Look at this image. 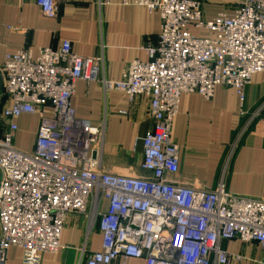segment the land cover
I'll return each mask as SVG.
<instances>
[{
  "label": "built area",
  "instance_id": "built-area-1",
  "mask_svg": "<svg viewBox=\"0 0 264 264\" xmlns=\"http://www.w3.org/2000/svg\"><path fill=\"white\" fill-rule=\"evenodd\" d=\"M53 18L56 0H35ZM157 12L156 41L142 46L146 60H132L117 80L100 77L101 59L29 47L6 53L0 64V264L9 247L22 264H39L62 247L66 215L91 210L98 218L100 249L84 264H229L238 254L224 240L254 242L264 251V200L227 192L222 183L199 190L172 183L178 149L171 123L180 96L205 99L216 86L235 90L239 101L255 73L264 72V0H238L231 13L205 19L201 0H121ZM210 32L200 36L191 29ZM78 80L100 82L129 102L148 99L152 126L139 138L144 177L103 170L102 128L76 116L71 97ZM36 114L30 151L16 148V119ZM106 204L104 210L100 205ZM264 264V257L251 260Z\"/></svg>",
  "mask_w": 264,
  "mask_h": 264
},
{
  "label": "crops",
  "instance_id": "crops-1",
  "mask_svg": "<svg viewBox=\"0 0 264 264\" xmlns=\"http://www.w3.org/2000/svg\"><path fill=\"white\" fill-rule=\"evenodd\" d=\"M203 17L231 13L238 0H201ZM53 18L45 16L35 0H0V64L6 53L22 48L57 49L67 40L71 52L101 59L100 77L120 78L126 64L146 60L142 46L156 41L160 17L157 12L121 0H56ZM200 36L211 33L191 29ZM76 116L102 128L101 162L104 171L144 177L139 138L151 128L148 99L138 95L132 102L120 91H105L100 82L78 80L71 97ZM16 136H35L36 114L16 119ZM33 128V129H32ZM171 139L178 149V170L167 178L175 184L199 190H213L222 183L233 195L264 200V72L255 73L244 87L240 102L234 89L216 86L211 98L196 93L180 96L172 119ZM34 140V139H33ZM30 151V150H29ZM106 204L100 205L104 210ZM98 218L91 210L66 215L56 253H43L39 264H84L87 256L100 249ZM221 248L242 260L229 264H252L264 257L254 242L224 240ZM20 248L7 250L6 264H22ZM127 264H144L130 259Z\"/></svg>",
  "mask_w": 264,
  "mask_h": 264
},
{
  "label": "rangeland",
  "instance_id": "rangeland-1",
  "mask_svg": "<svg viewBox=\"0 0 264 264\" xmlns=\"http://www.w3.org/2000/svg\"><path fill=\"white\" fill-rule=\"evenodd\" d=\"M28 132L24 133L21 136H16L14 139V143L16 148H18L21 151H29L32 147L34 135L33 130L28 126ZM33 129V128H32Z\"/></svg>",
  "mask_w": 264,
  "mask_h": 264
},
{
  "label": "water",
  "instance_id": "water-1",
  "mask_svg": "<svg viewBox=\"0 0 264 264\" xmlns=\"http://www.w3.org/2000/svg\"><path fill=\"white\" fill-rule=\"evenodd\" d=\"M1 91H2V83H1V75H0V94H1Z\"/></svg>",
  "mask_w": 264,
  "mask_h": 264
}]
</instances>
